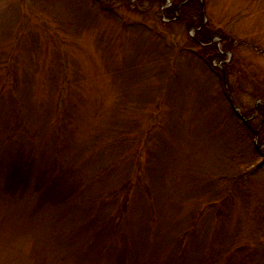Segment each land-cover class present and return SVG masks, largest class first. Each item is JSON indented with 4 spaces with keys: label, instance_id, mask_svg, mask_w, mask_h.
I'll return each mask as SVG.
<instances>
[{
    "label": "rangeland",
    "instance_id": "rangeland-1",
    "mask_svg": "<svg viewBox=\"0 0 264 264\" xmlns=\"http://www.w3.org/2000/svg\"><path fill=\"white\" fill-rule=\"evenodd\" d=\"M204 3L213 30L236 40L212 66L190 40L195 31L164 17L158 2L0 0L4 105L16 98L15 79L31 110L54 108L63 96L74 112L45 135L51 151L58 143L69 157L40 177L44 191L71 194L36 221L27 210L38 193L19 201L2 190L8 131H0V264H264L255 203L264 198V170L250 201L246 189L220 180L246 173L235 166L253 145L264 149V116L255 113L252 125L242 118L264 102V0ZM225 65L223 84L212 67ZM253 128L260 133L252 138Z\"/></svg>",
    "mask_w": 264,
    "mask_h": 264
},
{
    "label": "trees",
    "instance_id": "trees-1",
    "mask_svg": "<svg viewBox=\"0 0 264 264\" xmlns=\"http://www.w3.org/2000/svg\"><path fill=\"white\" fill-rule=\"evenodd\" d=\"M170 1L171 3L169 2V0H137V3L142 4L144 2H148L149 5L153 6L155 2H158L160 11L165 6V8H163L164 17L170 19L171 21L177 19L176 21L178 22H184L189 30H194L195 34L193 36H189L190 40L193 41L198 47H201L202 49L205 48L204 52L209 54V56H207V61L210 66H212L211 60L213 58L225 60V54H227V52L229 51H232L233 45L234 43H236V40L232 39L229 43H225L226 38H224V36L220 34L219 31L213 30L211 22H209V20L206 22V19H208V17L205 11L204 0ZM129 2L131 3V0H129ZM169 3L171 4L170 6H168ZM162 23L165 24L164 21H162ZM216 36H219L221 41L223 42L224 45H222V48H219L218 41L213 42V39ZM227 65H225L224 68L217 69L212 67L214 71L218 72L223 84L228 82L225 70ZM18 86L19 82L15 79H13L11 81V84L9 85L11 89L9 92L11 94H14V96L16 97H13L11 99L8 98L9 106H5V103H3L4 93L7 89H5L3 92L0 91V131H8V137L6 139V143H4L7 146L4 152V158L6 159L7 163V171L4 175L5 178L2 185V190L9 199H17L19 201H23L31 189L34 192L38 193V198L36 199L34 206L30 210H27L30 220L36 221L37 217H40L41 212L44 209L50 210L54 206H62L71 194V192L56 194L49 191H44L40 182V177L46 168L55 167L57 158L62 159L69 157L67 152L61 154L63 152L58 143H53L55 149L54 151H51L52 143H46L47 140L45 135L47 131L50 134V130L52 128H54V132L56 135L61 129V123L66 119V116H73L74 112L69 110L67 106V99L63 96H59V99L55 103L54 108L51 105H35L36 111H33L28 108L30 106L27 103L28 100L23 101V99L20 98L19 95H23V97L28 95L25 93L24 89L20 90ZM65 88L66 85L62 88L63 92L65 91ZM225 90H227L228 96H230V89L225 88ZM15 92H18V94ZM5 108H7V112H3ZM31 112H34L35 115L32 116ZM255 113L264 116V102H259L255 108H252L249 111V115H244L247 118L246 124L252 125V117ZM6 114L8 115V122L11 121L14 126L10 130L7 129V119H5ZM35 123H37V125H35ZM20 127L21 133L18 134L19 137H17L16 132L17 129L20 130ZM69 127L72 132L76 131V127L74 125L69 124ZM255 133L258 135L257 129L255 130V128H253L251 133L252 138L253 134ZM27 138L30 141H28ZM2 142L3 141L0 137V143ZM43 143L44 146L40 147L41 145H43ZM48 155H50V158L48 157V159L50 160L47 159ZM262 155H264V149L259 150L253 145L248 160L246 159L236 162V172L242 170L243 168H248V170L245 171L246 173H236L232 177L223 176L220 178V180L223 179L224 181H229L231 185L233 184L236 187H243L244 189H246L245 198L247 201H250L252 197V193L250 192L254 190L251 188L253 186L255 187L257 184H253L254 179L264 170V161L260 160L261 157H263ZM235 159L236 156L233 157V161H235ZM61 162H63V160H61ZM1 163L2 162H0V178L2 176L1 172L3 167V164ZM64 163L68 162L64 161ZM232 164H234V162H232ZM115 165V161H111L108 167H112ZM132 173V175L134 176L136 174V171ZM106 176L101 178V181L106 182ZM133 185L134 182L130 177L129 179L125 180V182L121 186V191H123V195H126V199H128V191ZM120 193L121 192L119 189H115L111 191L108 196L117 197ZM258 202L262 203V205L257 204V206H259V208L262 210L261 213L264 220V198L262 199L260 198V196H258V201L256 200L255 203ZM21 214L22 213L20 211H16L14 213V216ZM9 217L11 219H16V217L13 216ZM256 225V227H258L256 231L260 235V239L264 240V223L260 225L256 222ZM263 248V243H260L257 247V249ZM260 255V261L263 262L264 253L263 255L262 253ZM244 258V261L238 264H255L254 259L249 257Z\"/></svg>",
    "mask_w": 264,
    "mask_h": 264
},
{
    "label": "water",
    "instance_id": "water-1",
    "mask_svg": "<svg viewBox=\"0 0 264 264\" xmlns=\"http://www.w3.org/2000/svg\"><path fill=\"white\" fill-rule=\"evenodd\" d=\"M239 109V108H238ZM257 143V142H256ZM257 145V147L259 148L260 146L258 145V144H256Z\"/></svg>",
    "mask_w": 264,
    "mask_h": 264
}]
</instances>
